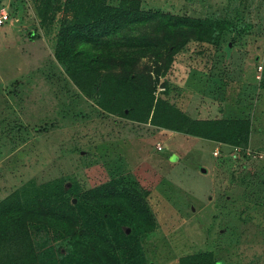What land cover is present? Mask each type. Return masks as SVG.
Masks as SVG:
<instances>
[{
    "label": "rangeland",
    "instance_id": "rangeland-1",
    "mask_svg": "<svg viewBox=\"0 0 264 264\" xmlns=\"http://www.w3.org/2000/svg\"><path fill=\"white\" fill-rule=\"evenodd\" d=\"M138 1L207 27L183 47H155L137 63L152 77L155 102L166 99L194 121L249 120L243 150L251 156L103 110L56 59L63 9L43 24L33 0H0V14L9 15L0 28V201L58 184L76 205L125 178L156 221L139 237L132 264H179L205 251L219 264H264V0ZM36 224L40 260L51 262L50 248L71 252L69 238Z\"/></svg>",
    "mask_w": 264,
    "mask_h": 264
},
{
    "label": "trees",
    "instance_id": "trees-1",
    "mask_svg": "<svg viewBox=\"0 0 264 264\" xmlns=\"http://www.w3.org/2000/svg\"><path fill=\"white\" fill-rule=\"evenodd\" d=\"M33 1L43 24L51 23L63 9L55 55L83 97L96 99L103 110L118 117L249 147V120L194 121L166 99L155 102L152 77L136 68L155 47H183L207 28L202 21L144 9L138 0H124L119 6L108 5L107 0ZM139 29L145 32L135 35ZM61 190L58 184L50 191L33 187L0 201V264H58L59 260L65 264H132L140 249L139 237L143 240L156 229L146 197L129 179L96 187L80 196L76 205ZM35 223L69 238L71 252L54 254L50 248L51 262L40 260L31 234ZM126 228L131 229L130 235ZM179 264L219 261L213 252L205 251L181 257Z\"/></svg>",
    "mask_w": 264,
    "mask_h": 264
},
{
    "label": "built area",
    "instance_id": "built-area-1",
    "mask_svg": "<svg viewBox=\"0 0 264 264\" xmlns=\"http://www.w3.org/2000/svg\"><path fill=\"white\" fill-rule=\"evenodd\" d=\"M8 21H9V15L7 13H5V12L1 13L0 14V28L3 27ZM158 150L159 151L163 150L161 145L158 146ZM234 151L237 152V153H245L247 156H251V152L250 151L243 150L242 148H234ZM219 153H220V150L217 149L213 153L214 157H218ZM261 158H262V156H261Z\"/></svg>",
    "mask_w": 264,
    "mask_h": 264
},
{
    "label": "water",
    "instance_id": "water-1",
    "mask_svg": "<svg viewBox=\"0 0 264 264\" xmlns=\"http://www.w3.org/2000/svg\"><path fill=\"white\" fill-rule=\"evenodd\" d=\"M202 172H203L204 174L207 173V171H206L205 169H203Z\"/></svg>",
    "mask_w": 264,
    "mask_h": 264
},
{
    "label": "crops",
    "instance_id": "crops-1",
    "mask_svg": "<svg viewBox=\"0 0 264 264\" xmlns=\"http://www.w3.org/2000/svg\"><path fill=\"white\" fill-rule=\"evenodd\" d=\"M240 148H241V147H240ZM216 149H217V148H216ZM216 149H215V150H216ZM242 149H243V148H242ZM162 151H163V150H162ZM162 151H161V152H162ZM262 158H263V157H262Z\"/></svg>",
    "mask_w": 264,
    "mask_h": 264
}]
</instances>
